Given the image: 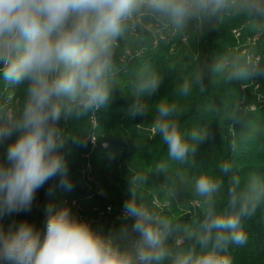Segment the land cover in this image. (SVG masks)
Returning a JSON list of instances; mask_svg holds the SVG:
<instances>
[{"label": "clouds", "instance_id": "1", "mask_svg": "<svg viewBox=\"0 0 264 264\" xmlns=\"http://www.w3.org/2000/svg\"><path fill=\"white\" fill-rule=\"evenodd\" d=\"M236 20L264 35V0H0V78L6 92L0 100V264H232L230 247L247 243L243 221L264 203V176L242 179L232 174L230 162L220 164L219 177L192 178L191 194L201 212L193 225L144 201L138 194L149 181L144 172L128 177L121 220L132 223L107 235L67 205L46 207L43 230L28 221L5 229L3 220L30 212L37 192L57 177L60 187L72 190L61 152L66 126L112 103L120 53L130 40L145 31L157 38L205 36ZM207 67L228 86L264 77V61L235 55L219 54ZM204 76L198 69L201 84ZM160 84L152 68H137L130 111L152 114L149 127L167 146L168 159L187 165L209 130H183L176 102L141 99L156 94ZM192 90L193 82L183 80L175 92L187 97ZM168 169L160 162L153 172L167 179Z\"/></svg>", "mask_w": 264, "mask_h": 264}, {"label": "trees", "instance_id": "2", "mask_svg": "<svg viewBox=\"0 0 264 264\" xmlns=\"http://www.w3.org/2000/svg\"><path fill=\"white\" fill-rule=\"evenodd\" d=\"M235 30L240 33L239 37ZM253 36L255 34L249 30L247 22L236 20L226 21L217 31L205 36L190 34L162 39L145 31L130 40L126 45L127 51L120 53L122 70L112 103L95 112V123L90 119L91 113L84 120L66 126L68 141L61 152L68 165L72 190L60 187L59 177L50 181L37 192L32 210L23 212L20 221H28L43 230L47 216L45 210L49 204L58 208L65 202L76 200L79 204L85 202L106 211L111 208L115 214H120L128 196L119 194V184L125 185L129 170L148 174V186L166 185L192 202V178L201 173L221 176V163L230 162L232 174L242 179L252 174L264 176V77L228 86L207 67L219 54L264 61V35L259 36L256 44L249 41ZM141 66L152 68L161 77L157 93L141 97L143 101L153 104L163 98L176 102L182 110L179 120L183 130H209L208 138L197 146L194 162L174 164L168 159L167 146L158 135H145L140 131L150 124L152 115H133L130 111L136 99L132 94L131 80L135 70ZM198 69L205 72L202 84L198 82ZM183 80L193 82V90L187 97L175 92ZM5 95L0 78V100ZM232 112L242 117L226 118ZM93 136L98 137L95 144L91 141ZM233 141L235 149L232 148ZM98 145L106 152L95 158L93 153ZM2 154L3 147L0 146ZM160 162L169 165L167 179L164 173L153 172ZM123 175L127 178L122 179ZM86 183L89 186H85ZM97 186L98 192L95 191ZM100 191L104 197L98 195ZM220 203L222 206L223 201ZM194 204L178 217L166 210L163 212L182 224L193 225L201 218L200 209ZM12 219V216L4 218L5 229ZM123 222L132 223L129 220L119 224ZM110 225L106 223L103 232L114 230ZM243 228L247 243L230 247L232 264H264V203L251 218L243 221Z\"/></svg>", "mask_w": 264, "mask_h": 264}, {"label": "rangeland", "instance_id": "3", "mask_svg": "<svg viewBox=\"0 0 264 264\" xmlns=\"http://www.w3.org/2000/svg\"><path fill=\"white\" fill-rule=\"evenodd\" d=\"M166 39V37H164ZM187 41V40H186ZM258 46V45H257ZM256 46V47H257ZM140 131L146 135L152 134V131L149 127V125L144 128H140ZM98 141V137L96 140V143ZM105 149L98 145L93 153V156L95 158H99L101 155L105 153ZM133 170H129L127 172L128 177L129 175L133 174ZM127 175H123L122 179H126ZM85 186H89V183H86ZM96 192L99 191V187L97 186L95 189ZM157 191V192H156ZM101 194H98L101 197H104L103 191H100ZM119 194L128 196V178L125 181V185L122 186V184H119ZM138 194L143 197L144 201L148 203L153 208H156L158 210H166L169 213H171L172 216L178 217L180 213L184 212L188 209L190 206H194V202L189 201L182 195H180L177 191H173V189L168 188L166 185H155V186H148L144 185L138 190ZM73 203H76L75 206ZM67 205L70 207L72 213L76 215L79 219H83L87 222H90L92 227L95 229H102L106 223H110L111 229H118L121 224H119L122 220L121 217L123 215V211L120 212V214H115V210L111 208H107L108 211L104 210L103 208H96L95 205H87L85 202L83 204L79 205V201L76 200L75 202L68 201V204H64V206ZM72 205V206H71ZM23 213V212H22ZM22 213L19 214H13L12 221H15L16 223L21 222L20 216ZM131 221V220H130ZM116 222V223H114ZM129 222V220H128ZM125 223V222H123ZM131 224V223H130ZM110 231L103 232L105 235H107Z\"/></svg>", "mask_w": 264, "mask_h": 264}, {"label": "built area", "instance_id": "4", "mask_svg": "<svg viewBox=\"0 0 264 264\" xmlns=\"http://www.w3.org/2000/svg\"><path fill=\"white\" fill-rule=\"evenodd\" d=\"M234 33L236 34V36L237 37H239L240 36V33L238 32V31H234ZM162 39H164V38H162ZM260 40V37L258 36V35H255V36H253V37H251L250 39H249V41L251 42V43H254V44H256V43H258V41ZM259 60V58L257 59V61ZM90 119H91V121L93 122V120L96 122V116H95V113H92V115L90 116ZM94 123V122H93ZM93 137H95V136H93ZM92 137V138H93ZM91 138V141H92V143H96V140H97V138L95 137V140L93 141V139ZM99 194H101L100 192H99ZM75 202V201H74ZM65 204H68V202H65ZM75 204L76 203H73V205L75 206ZM80 205V204H79ZM72 206V205H71ZM83 220V219H82ZM90 223V222H89Z\"/></svg>", "mask_w": 264, "mask_h": 264}]
</instances>
